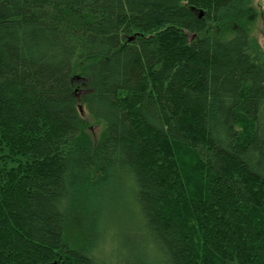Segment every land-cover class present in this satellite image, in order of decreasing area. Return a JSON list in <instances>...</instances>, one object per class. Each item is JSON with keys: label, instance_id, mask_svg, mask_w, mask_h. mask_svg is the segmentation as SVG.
<instances>
[{"label": "trees", "instance_id": "trees-1", "mask_svg": "<svg viewBox=\"0 0 264 264\" xmlns=\"http://www.w3.org/2000/svg\"><path fill=\"white\" fill-rule=\"evenodd\" d=\"M253 2L0 0V264H264Z\"/></svg>", "mask_w": 264, "mask_h": 264}, {"label": "rangeland", "instance_id": "rangeland-1", "mask_svg": "<svg viewBox=\"0 0 264 264\" xmlns=\"http://www.w3.org/2000/svg\"><path fill=\"white\" fill-rule=\"evenodd\" d=\"M253 3L257 10V17L253 21H251L250 32L254 37L258 38L262 48L264 49V0H254ZM84 116L87 119H90L86 113H84ZM89 125V131L92 133V135H94V138H98L101 135L102 126L93 122L92 120L89 121ZM119 190L120 188H118L117 191H113L110 194V197L107 199V202L105 203L109 205V209L124 212L123 210H125V207L122 204H124L123 200L125 199V196H120L121 193ZM76 226L77 223L73 224L70 229V232L67 235V239L69 241H71V238H74V241H79V228Z\"/></svg>", "mask_w": 264, "mask_h": 264}, {"label": "water", "instance_id": "water-1", "mask_svg": "<svg viewBox=\"0 0 264 264\" xmlns=\"http://www.w3.org/2000/svg\"><path fill=\"white\" fill-rule=\"evenodd\" d=\"M202 14V13H201Z\"/></svg>", "mask_w": 264, "mask_h": 264}]
</instances>
